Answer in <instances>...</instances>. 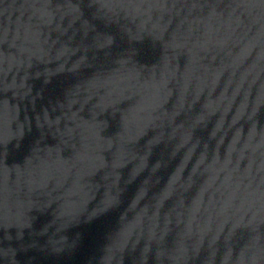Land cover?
Listing matches in <instances>:
<instances>
[{
  "label": "water",
  "instance_id": "obj_1",
  "mask_svg": "<svg viewBox=\"0 0 264 264\" xmlns=\"http://www.w3.org/2000/svg\"><path fill=\"white\" fill-rule=\"evenodd\" d=\"M0 264H264V0H0Z\"/></svg>",
  "mask_w": 264,
  "mask_h": 264
}]
</instances>
